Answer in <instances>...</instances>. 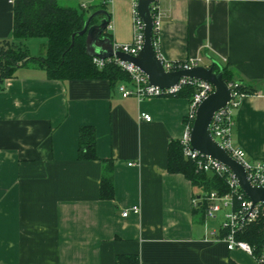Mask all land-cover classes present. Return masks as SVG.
Segmentation results:
<instances>
[{
  "label": "crops",
  "instance_id": "1",
  "mask_svg": "<svg viewBox=\"0 0 264 264\" xmlns=\"http://www.w3.org/2000/svg\"><path fill=\"white\" fill-rule=\"evenodd\" d=\"M60 1L90 15L105 10V35L116 44L133 41L136 0ZM13 2L0 0V45L13 42ZM156 2L162 59L215 61L254 88L234 112L232 141L250 161L264 160V0ZM96 17L92 24L106 18ZM33 39L14 42L39 57L31 54ZM39 44L44 56L47 41ZM121 84L131 87L130 80L50 79L36 63L3 81L0 264H115L119 254H137L143 264H258L227 249L218 236L223 221L202 219L197 210L201 190L168 170V146L185 133L190 99L123 97ZM84 125L96 130L98 159L78 158ZM104 160L114 165L112 200L100 198Z\"/></svg>",
  "mask_w": 264,
  "mask_h": 264
},
{
  "label": "trees",
  "instance_id": "2",
  "mask_svg": "<svg viewBox=\"0 0 264 264\" xmlns=\"http://www.w3.org/2000/svg\"><path fill=\"white\" fill-rule=\"evenodd\" d=\"M151 5L152 16L156 9ZM89 10L81 4L65 5L60 0H14L13 2V42H4L0 45V89L6 78L12 77L16 70L24 65L36 63L47 72L50 79H107L112 84L118 81H129L130 77L113 60L106 61L102 67H98L93 57L86 52V35L80 34L88 16ZM98 21L92 19L91 24ZM30 38H45L47 50L44 56H30L24 44H16L14 41ZM158 31L153 29V43L157 49ZM173 69L177 65L172 66ZM221 68L223 79L229 84L233 80V73L226 65H217L216 71ZM237 89L244 93L254 92L251 86L237 82ZM196 88L193 84H186L176 95H184L190 100ZM184 122L192 127L194 120L186 117ZM96 130L91 125H84L79 130L78 158L80 160L98 159L96 153ZM168 170L173 173H181L194 187L201 190V204H197V210L201 218L206 217L208 207L207 196L216 191L223 196L231 191L226 174L206 172L199 169L196 161L184 155L180 140H171L168 146ZM100 198L112 200L115 197L114 165L112 160L103 161V170L100 181ZM241 194V192H239ZM234 195V202H239L238 195ZM243 198H247L242 194ZM229 232L227 228L220 226L219 238H224ZM239 240L248 242L256 255L264 251V216L259 215L254 221L246 223L236 232ZM115 264H143L137 254H119L115 258ZM228 264H238L229 259Z\"/></svg>",
  "mask_w": 264,
  "mask_h": 264
},
{
  "label": "built area",
  "instance_id": "3",
  "mask_svg": "<svg viewBox=\"0 0 264 264\" xmlns=\"http://www.w3.org/2000/svg\"><path fill=\"white\" fill-rule=\"evenodd\" d=\"M138 1L139 0H136L134 9L133 41L124 44L113 43L114 50H120L131 55H136L143 47L145 24L137 11ZM155 1L157 0H154V2ZM153 8L157 10L155 16H153V29L158 31L160 15L158 13L157 2L154 4ZM111 60L115 61L130 77L131 87H128L125 84H121L118 87V90L123 97L135 95L138 99H143L145 97L176 95L184 85L193 84L196 90L190 100V110L187 114L189 120L195 119L198 105L214 91V87L211 83L205 80L188 78H181L178 83L172 86L160 87L151 84L148 76L131 62L122 61L116 57L107 59L98 57L93 58L94 63L98 67H102L106 61ZM161 61L166 70H179L200 65L201 60L200 58H193L183 62H169L161 58ZM174 64L177 65V68L175 69L172 68ZM237 85V82L229 83L231 90L230 100L224 107L214 113L210 124L211 133L230 156L244 167L250 183L255 186H264V160L250 161L247 158L246 152L242 148L235 146L232 141L234 112L239 107L242 98L247 94L239 91L236 88ZM142 117L147 121L151 120L149 114H142ZM185 124L186 130L180 140L183 146L184 155L196 161V165L199 169L210 173L226 174L231 189L229 193L223 196L218 195L216 191H212L208 194L206 217L215 218L218 212L224 211L225 219L221 223V227L229 230L226 236L222 238L226 243L227 249L229 251L241 250L253 256L258 264H264V251L261 254L256 255L254 248L248 242L239 240L236 237V232L246 223L254 221L259 215L264 216V204L261 202L253 204L252 200L239 187L238 180L234 173L225 164L192 148L190 143L192 127H190L188 123ZM239 192H241V194ZM236 193H239V202L237 204H235L233 199ZM242 194L246 195L247 198H243ZM131 211L138 213L140 207L134 205L131 208ZM128 213L129 210L127 209L123 212V215L126 216ZM213 234H215V232H213Z\"/></svg>",
  "mask_w": 264,
  "mask_h": 264
},
{
  "label": "water",
  "instance_id": "4",
  "mask_svg": "<svg viewBox=\"0 0 264 264\" xmlns=\"http://www.w3.org/2000/svg\"><path fill=\"white\" fill-rule=\"evenodd\" d=\"M154 0H139L137 11L143 20L144 44L136 55L120 50H114L113 42L105 35L108 13L100 10L92 13L85 21L80 34L86 35V52L91 57L107 59L116 57L122 61L131 62L144 72L153 85L168 87L175 85L181 78L205 80L211 83L214 91L197 107L196 116L190 133V143L193 149L210 156L225 164L236 176L239 187L252 200L253 204H264V186H255L247 178L244 167L233 159L219 144L211 133L210 124L214 113L224 107L230 100L229 84L223 79L222 70L216 71V62L209 66L197 65L192 68L166 70L153 43V16L151 5ZM104 15L99 23L91 24L97 15Z\"/></svg>",
  "mask_w": 264,
  "mask_h": 264
},
{
  "label": "rangeland",
  "instance_id": "5",
  "mask_svg": "<svg viewBox=\"0 0 264 264\" xmlns=\"http://www.w3.org/2000/svg\"><path fill=\"white\" fill-rule=\"evenodd\" d=\"M41 40H43V41H46V39L45 38H43V39H40V38H34L33 40H32V44L30 45V47H31V54L32 55H35V56H40V55H42V54H44L45 53V48H42L41 46H40V41ZM38 46V49H35L34 48V46ZM40 54V55H39ZM224 211H221V212H218L217 214H216V217L215 218H211V219H213L214 221H215V223H217V224H219L220 222H222V221H224V219H225V216H224ZM250 256V255H249Z\"/></svg>",
  "mask_w": 264,
  "mask_h": 264
}]
</instances>
